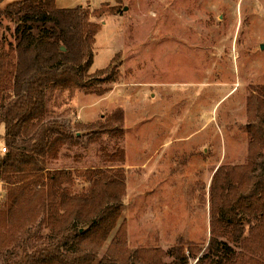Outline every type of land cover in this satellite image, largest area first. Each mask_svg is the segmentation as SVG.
<instances>
[{
	"label": "rangeland",
	"instance_id": "1",
	"mask_svg": "<svg viewBox=\"0 0 264 264\" xmlns=\"http://www.w3.org/2000/svg\"><path fill=\"white\" fill-rule=\"evenodd\" d=\"M89 1L81 6L100 27L85 76L93 86L49 89L47 118L79 136L49 167L106 166L123 149L129 191L126 186L118 226L126 220L129 246L167 249L180 240L206 246L213 175L221 165L248 159V100L264 85V0ZM83 2L56 0L59 8ZM105 3L117 6L116 13H92ZM19 23L18 17L2 20L6 48L18 43ZM40 28L34 23L36 36ZM109 66L118 73L105 81L97 72ZM3 134L0 126V148ZM169 169L172 188L165 189ZM86 186L77 180L73 190ZM6 195L0 181V201Z\"/></svg>",
	"mask_w": 264,
	"mask_h": 264
},
{
	"label": "trees",
	"instance_id": "2",
	"mask_svg": "<svg viewBox=\"0 0 264 264\" xmlns=\"http://www.w3.org/2000/svg\"><path fill=\"white\" fill-rule=\"evenodd\" d=\"M117 9L105 3L92 13ZM88 16L83 6L59 8L56 0L0 7V126L7 148L0 153L7 189L0 201V264H191V257L194 264H264V85L248 100L247 162L221 165L213 175L206 246L183 240L167 249L129 246L126 220L118 226L127 186L123 149L109 155L106 166L49 167L66 144L79 140L64 122L47 118L49 89L93 86L85 76L100 27ZM16 17L20 38L6 48L2 20ZM34 23L41 24L39 36ZM97 73L107 81L118 71L109 66ZM81 179L86 189L74 191Z\"/></svg>",
	"mask_w": 264,
	"mask_h": 264
},
{
	"label": "crops",
	"instance_id": "3",
	"mask_svg": "<svg viewBox=\"0 0 264 264\" xmlns=\"http://www.w3.org/2000/svg\"><path fill=\"white\" fill-rule=\"evenodd\" d=\"M89 0H85V2H83V3H81L80 5H84L85 3H87ZM90 2V1H89ZM91 4V3H90ZM80 5H78V6H80ZM77 7V6H76ZM140 171H142V173L144 174L145 173V169H142V170H140ZM173 172H175L174 170H173ZM153 175H154V173H153ZM155 176V175H154ZM171 178H172V176H171V170L169 169L168 170V178H166L165 179V183L163 184V187L166 189V188H169V189H171L172 188V184H171ZM127 180H129V176H128V174H127ZM129 184H128V181H127V192L129 191ZM173 188H174V186H173ZM151 198V197H150ZM129 230H130V226H129V228H128Z\"/></svg>",
	"mask_w": 264,
	"mask_h": 264
},
{
	"label": "built area",
	"instance_id": "4",
	"mask_svg": "<svg viewBox=\"0 0 264 264\" xmlns=\"http://www.w3.org/2000/svg\"><path fill=\"white\" fill-rule=\"evenodd\" d=\"M6 151H7L6 146H3V147L0 148V152L5 153Z\"/></svg>",
	"mask_w": 264,
	"mask_h": 264
},
{
	"label": "water",
	"instance_id": "5",
	"mask_svg": "<svg viewBox=\"0 0 264 264\" xmlns=\"http://www.w3.org/2000/svg\"><path fill=\"white\" fill-rule=\"evenodd\" d=\"M128 7L126 6L125 9H127ZM262 48H264V44L261 45Z\"/></svg>",
	"mask_w": 264,
	"mask_h": 264
}]
</instances>
